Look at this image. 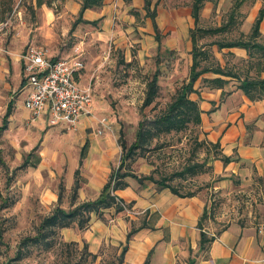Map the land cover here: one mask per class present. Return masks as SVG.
Here are the masks:
<instances>
[{"label": "crops", "instance_id": "1", "mask_svg": "<svg viewBox=\"0 0 264 264\" xmlns=\"http://www.w3.org/2000/svg\"><path fill=\"white\" fill-rule=\"evenodd\" d=\"M45 1L47 8L52 9L50 4L54 1ZM195 1L101 0L99 5L84 9L83 0L63 2L71 14H78L79 19L94 26L93 36L97 40L150 58L156 54L160 59L167 53L179 55L188 67L193 62L192 29L223 25V31L204 34L201 39H216L218 35L247 37L264 6V0H202L196 21L192 15ZM7 23L8 20L0 25ZM258 31L261 41L264 40V15ZM2 33L0 30V36ZM214 38L199 43L200 49L212 53L220 68L234 74L211 70L200 73L193 80L194 91L189 97L201 109L204 137L216 143L218 149L217 156H211L213 175L220 176L214 182V191L230 194L248 189L256 204L255 213L250 211L245 219H232L219 230H215L211 219H204L202 229L213 239L202 248L198 222L208 207L210 195L205 191L174 193L169 187L145 178L147 175L126 169L124 163L122 170L131 174L122 178L125 185L116 188L114 194L126 203V208L117 210L112 205L101 215L92 212L84 228L76 223L63 227L65 240L85 244L88 252L98 258L100 249L117 247L122 264H264V97L251 99L240 87L245 75L264 78V58L257 65L258 48L219 47L217 43L210 44ZM21 46L23 42L15 39L6 45L0 41V98L6 107L2 110L0 129L16 131V137L29 139L26 146L30 147L19 168H30L27 182L40 187V200L47 212L58 205L69 210L73 207L71 194L76 183L74 205L95 200L122 160L118 127L111 125L109 119H102L97 111L81 116L73 128L61 121L48 123L46 112L30 120V111L24 106L29 87L24 62L18 54ZM214 78L225 81L219 87L207 85V80ZM19 86L22 96L15 99L10 93ZM60 186L63 191L59 201Z\"/></svg>", "mask_w": 264, "mask_h": 264}, {"label": "rangeland", "instance_id": "2", "mask_svg": "<svg viewBox=\"0 0 264 264\" xmlns=\"http://www.w3.org/2000/svg\"><path fill=\"white\" fill-rule=\"evenodd\" d=\"M44 1L14 0L7 25H0L3 32L0 41L4 45L9 44L10 39L23 42L20 55L32 44L43 47L54 57L80 53L83 67L78 78L94 89L91 114L97 111L102 119L116 125L117 141L119 144L123 141L128 147L135 141L142 119H154L166 110L175 90L189 80L190 67L186 66L184 57L172 53L160 59L158 54L150 58L135 51L126 53L116 49L108 42L97 40L93 36L94 26L87 25L78 14H71L64 7V0H53L52 9H48ZM213 38L206 36L198 42ZM203 64L204 61L200 65ZM154 74L158 93L154 101L145 106L146 84ZM10 95L21 99L20 86ZM5 109V102L0 98V125ZM107 128L112 130V127ZM203 134L200 124L192 123L180 130L160 133L146 149L134 150L124 161V167L139 175H151L154 180L165 179L180 193L205 191L211 198L208 218L215 222V230H219L232 219H245L250 211L254 214L256 204L248 189L230 194L214 191V182L220 180V176L213 175L211 156L216 155L218 149ZM16 136H19L16 131L0 129V264H122L119 261L121 250L117 247L100 249V257L92 258L83 244L65 240L62 228L50 239L53 241L50 247L43 243L24 245L26 238L39 234L41 220L50 212L40 200V187L27 182L30 168H19L30 147L26 146L29 139ZM122 153L125 151L122 152L120 145ZM118 164L119 161L116 166ZM189 165H197L196 172L186 170ZM65 196L64 190L63 205Z\"/></svg>", "mask_w": 264, "mask_h": 264}, {"label": "trees", "instance_id": "3", "mask_svg": "<svg viewBox=\"0 0 264 264\" xmlns=\"http://www.w3.org/2000/svg\"><path fill=\"white\" fill-rule=\"evenodd\" d=\"M49 2V1H45ZM101 0H83L82 9L91 6L99 5ZM202 0H196L192 4V15L194 19L198 20V10L201 7ZM14 0H0V24L5 22L9 15L13 11ZM264 15V6H262L259 10L258 16L254 21L253 28L251 32L247 35V37L233 36V35H218L215 40L211 41V43H217L219 47L221 46H234L241 45L246 48L256 47L258 51H256L258 55V61H256L257 65H261L264 58V40L261 41L260 33L258 31L259 22ZM228 22L227 24H229ZM224 30L223 25L217 28H209V29H198L194 28L190 31V36L192 40V65L190 67V79L183 82L174 92L171 100L168 102L166 110L161 114L154 117V119H142L137 128L136 139L133 143H131L128 147L125 146L123 141L120 142L122 147V160L112 170V173L109 176L108 181L103 186L99 197L92 201L81 202L75 204L76 194L78 185L72 188L71 194V205L73 206L69 210H65L59 205L56 206L49 214L43 217L39 226V234L35 237L26 238L23 241L24 245L29 243H43L50 247L53 241L50 239L57 234V230L68 227L73 224H77L79 228H84L89 222L90 214L95 212L97 215H101L103 210L109 206L115 205L117 210L123 209L122 205H120L116 201V195L114 194V190L118 187H122L125 184L123 183L122 178L131 174L127 170H122L124 166V160L131 156L132 152L136 149H146L149 145L160 133L170 132L171 130H180L185 127L189 123L198 125L201 122L200 112L197 102L192 100L189 97V94L194 91L193 89V80L202 72L211 70L214 72H220L222 74H234L230 73V71H225L220 68L216 62L212 53L207 50L200 49L201 45H199V38L204 36V34H213V32H221ZM209 44V43H208ZM250 46V47H249ZM251 54V50H250ZM204 61L203 65H200L201 62ZM224 79L222 78H214L208 79L207 85L210 86H222L224 83ZM145 97L143 99V105H149L152 103L157 96L158 93V84H157V75L154 74L151 79L147 81L146 84ZM240 87L243 89L245 94L251 99L262 98L264 97V78L260 77H252L244 76L242 82L240 83ZM216 146V143H212ZM217 156V154H216ZM227 160V158H224ZM195 166H187L186 170L193 172L195 171ZM198 171H201V169ZM145 178L153 180L160 186L169 187L174 193L181 194L179 190L173 185H169L166 183L165 179H153L151 175L145 176ZM63 187H59V201L61 200ZM192 192H186V194H191ZM207 209L202 212L200 216L198 226L200 228V239L199 243L202 248L207 247L209 243L212 241L213 236L208 235L203 229V220L208 218ZM26 242V243H25ZM86 252H88L86 245L83 246ZM88 254L95 258L96 254L88 252ZM121 256V255H120ZM119 261H122L120 257ZM144 264H147L145 262Z\"/></svg>", "mask_w": 264, "mask_h": 264}, {"label": "built area", "instance_id": "4", "mask_svg": "<svg viewBox=\"0 0 264 264\" xmlns=\"http://www.w3.org/2000/svg\"><path fill=\"white\" fill-rule=\"evenodd\" d=\"M21 58L29 87L24 106L30 111V120L46 112L48 123L61 121L73 128L81 116L91 115L94 89L78 78L83 67L80 53L53 58L46 49L32 44L21 53ZM116 201L126 208L123 200L116 197Z\"/></svg>", "mask_w": 264, "mask_h": 264}]
</instances>
